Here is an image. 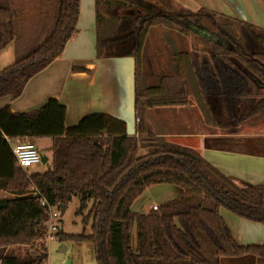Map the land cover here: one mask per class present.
Returning a JSON list of instances; mask_svg holds the SVG:
<instances>
[{
  "label": "trees",
  "instance_id": "1",
  "mask_svg": "<svg viewBox=\"0 0 264 264\" xmlns=\"http://www.w3.org/2000/svg\"><path fill=\"white\" fill-rule=\"evenodd\" d=\"M95 8L97 58L135 62L136 132L128 134L124 120L105 113L67 126L57 98L26 112L0 109V191L12 194L0 197V264L46 263L43 197L60 210L78 199L83 233L61 231L58 238L90 242L97 264H220L227 256H264V244L237 242L221 212L226 207L264 223V185L240 186L196 149L151 132L146 115L147 108L195 105L206 126L225 133L259 117L264 28L175 0H95ZM79 13L80 0H0V52L15 45L14 63L0 71V98H18L62 54L78 32ZM158 27L179 39L166 59L148 52ZM190 37L202 48H188ZM38 138L52 139V165L29 172L11 144ZM160 183L176 185L179 194L148 212L135 210L145 189ZM14 247L27 249L20 254Z\"/></svg>",
  "mask_w": 264,
  "mask_h": 264
},
{
  "label": "crops",
  "instance_id": "2",
  "mask_svg": "<svg viewBox=\"0 0 264 264\" xmlns=\"http://www.w3.org/2000/svg\"><path fill=\"white\" fill-rule=\"evenodd\" d=\"M175 1L193 11L204 7L264 28V0ZM77 28L78 32L67 43L62 54L35 75L18 98H0V109L8 106L13 112H26L39 108L49 98H57L66 106L67 126L75 125L83 117L94 113L109 114L122 120L126 115H131V107L126 105L123 78L116 77L118 82L114 76L111 82L99 79V75L107 70L101 61L108 58H97L95 0H80ZM14 61L15 45L11 42L0 52V71ZM194 106L176 107L177 111H156L159 109L147 108L150 131L180 145L196 149L240 186L264 185V128L258 125L260 117L242 123L235 133H225L206 126L200 111ZM69 115H74L72 122ZM156 115H162L164 123H172L169 122L171 115H181L180 120L189 127L190 119L197 120L200 125L198 130L194 131H174L170 127H162ZM186 115L194 117L187 118ZM196 115H201L202 119L199 116L196 118ZM39 140L44 141L42 147L50 149L52 146L51 138L34 139L32 143L36 146ZM177 194L179 189L170 191V195L174 197ZM5 196L11 197L12 194L1 190L0 197ZM157 205L159 204L145 205L143 212H148ZM229 213L222 215L239 244H264V223L232 217L231 212ZM220 264H264V256H227L221 258Z\"/></svg>",
  "mask_w": 264,
  "mask_h": 264
},
{
  "label": "rangeland",
  "instance_id": "3",
  "mask_svg": "<svg viewBox=\"0 0 264 264\" xmlns=\"http://www.w3.org/2000/svg\"><path fill=\"white\" fill-rule=\"evenodd\" d=\"M162 28L158 27L154 29V32L152 34V38L149 45H148V52L151 57L153 53L159 52L160 55L163 57L166 56L165 53H169L171 47L170 43L173 40L177 43H179L178 37L175 35H162ZM167 42L163 44L162 42H159L158 39H161ZM187 43L188 48H196L201 49L202 46L199 42H197L193 37L185 39ZM159 43V44H158ZM169 43V45H168ZM155 47V51L152 49ZM165 52V53H164ZM157 56V55H156ZM155 56V58H156ZM166 59V57H165ZM162 61L164 62V59L162 58ZM101 63L105 64L106 71L99 75V79L101 81L109 80L111 82L112 77L114 76L115 81L116 77H122L125 85V96H127L126 105H129L131 103V99L133 97V83L130 82L131 74H132V66H133V60L131 58H123V57H112L108 58V60H102ZM169 67L167 66V69ZM172 68V67H171ZM155 70L158 71L159 68L155 67ZM161 70H159L157 73H160ZM100 74V72H99ZM123 86V85H122ZM128 103V104H127ZM195 107V106H194ZM159 110L156 111H177L178 109L176 107H164V108H156ZM198 109L197 107L195 108ZM132 112V108H131ZM158 122L162 127H170L174 131H194L198 130L199 123L197 120L190 119V125L184 124L185 122L180 120L181 115H171L169 117V122L172 123H164L163 122V116L162 115H156ZM193 115H186V117H192ZM198 116L202 119L201 115H196V118ZM74 115H69V120L72 122V118ZM194 117V116H193ZM260 123L259 126L264 128V115H260ZM130 120V119H128ZM202 122V121H201ZM259 122V121H258ZM137 123V121H136ZM179 139V138H178ZM44 141L39 140L36 144V148L38 151L46 156L48 158V164L45 163H38L34 168L29 169V172L33 171H44L48 166L52 165V152L50 149L46 147H42ZM144 149H140V154H144ZM173 189H179L174 184H168V183H160V184H153L145 189V191L139 196V198L136 200L133 208L138 211H143V206L157 203L161 204L166 200L171 199L174 197V195H170V191ZM79 206L78 199H73V201L66 207L65 211H60V217H59V223L61 227V231L65 234L69 235H80L84 231V225L82 222L83 217L81 215L76 214V210ZM222 214L226 215L230 211L226 207L221 208ZM230 214V213H229ZM231 216L235 217L231 212ZM60 231V232H61ZM86 233L89 235L91 233V228H86ZM48 246V253H47V259L45 264H97L95 260V254H94V248L93 245L90 242L87 241H75V240H65L60 241L59 238L51 240L47 244ZM16 252H19L20 254H24L27 247H14Z\"/></svg>",
  "mask_w": 264,
  "mask_h": 264
},
{
  "label": "built area",
  "instance_id": "4",
  "mask_svg": "<svg viewBox=\"0 0 264 264\" xmlns=\"http://www.w3.org/2000/svg\"><path fill=\"white\" fill-rule=\"evenodd\" d=\"M12 150L16 157L17 164L24 170H29L34 168L38 163L42 162V154L38 151L36 146L25 139L17 140L12 143ZM33 194H40V192L33 188ZM41 205L46 207L48 210V220L46 223L47 232L45 235L46 244L49 241L57 239L58 234L61 231L59 217L60 209L58 207L52 206L46 198L41 199Z\"/></svg>",
  "mask_w": 264,
  "mask_h": 264
},
{
  "label": "water",
  "instance_id": "5",
  "mask_svg": "<svg viewBox=\"0 0 264 264\" xmlns=\"http://www.w3.org/2000/svg\"><path fill=\"white\" fill-rule=\"evenodd\" d=\"M131 58V57H129ZM133 60V66H132V74H131V78H130V82L133 83V97L131 99V103L132 105L129 103L130 107L132 108V112L131 115H126L124 121L127 123V131L128 134L132 135L135 133L136 131V113H135V62L134 59L131 58ZM255 79V78H254ZM130 119V120H128ZM48 160V158L44 155H42V163H46V161ZM66 209V206H62L61 207V211L64 212Z\"/></svg>",
  "mask_w": 264,
  "mask_h": 264
}]
</instances>
